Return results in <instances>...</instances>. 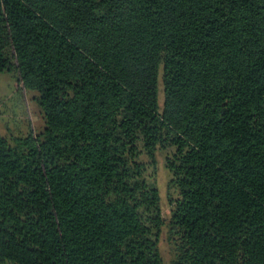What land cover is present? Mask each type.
Wrapping results in <instances>:
<instances>
[{
    "label": "trees",
    "instance_id": "1",
    "mask_svg": "<svg viewBox=\"0 0 264 264\" xmlns=\"http://www.w3.org/2000/svg\"><path fill=\"white\" fill-rule=\"evenodd\" d=\"M3 72L0 264H264V0H0Z\"/></svg>",
    "mask_w": 264,
    "mask_h": 264
},
{
    "label": "rangeland",
    "instance_id": "2",
    "mask_svg": "<svg viewBox=\"0 0 264 264\" xmlns=\"http://www.w3.org/2000/svg\"><path fill=\"white\" fill-rule=\"evenodd\" d=\"M32 93L27 92L18 82L14 81L12 75L7 72L0 74V133L5 136L15 135L17 132H26L28 122L34 133L39 132L43 127L41 113L35 102L31 100ZM159 101L162 100V93L159 90ZM156 184L161 197L163 214L169 211L167 202V180L168 174L163 165L162 153H157ZM159 249L164 264H171L172 252L167 242L166 232L163 230L160 235Z\"/></svg>",
    "mask_w": 264,
    "mask_h": 264
}]
</instances>
